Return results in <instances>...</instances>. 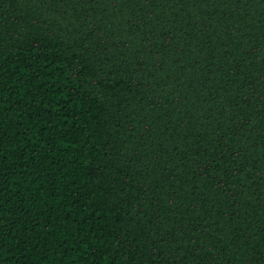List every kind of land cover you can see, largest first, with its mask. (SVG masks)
I'll return each mask as SVG.
<instances>
[{
	"label": "trees",
	"instance_id": "obj_1",
	"mask_svg": "<svg viewBox=\"0 0 264 264\" xmlns=\"http://www.w3.org/2000/svg\"><path fill=\"white\" fill-rule=\"evenodd\" d=\"M0 264H264V0H0Z\"/></svg>",
	"mask_w": 264,
	"mask_h": 264
}]
</instances>
